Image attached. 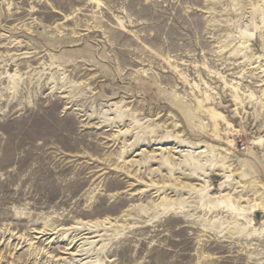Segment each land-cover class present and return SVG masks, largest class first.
<instances>
[{
  "label": "rangeland",
  "instance_id": "rangeland-1",
  "mask_svg": "<svg viewBox=\"0 0 264 264\" xmlns=\"http://www.w3.org/2000/svg\"><path fill=\"white\" fill-rule=\"evenodd\" d=\"M261 202L264 0H0V264H264Z\"/></svg>",
  "mask_w": 264,
  "mask_h": 264
},
{
  "label": "bare ground",
  "instance_id": "bare-ground-1",
  "mask_svg": "<svg viewBox=\"0 0 264 264\" xmlns=\"http://www.w3.org/2000/svg\"><path fill=\"white\" fill-rule=\"evenodd\" d=\"M177 147V146H176ZM181 151L183 152L184 150H182L181 149ZM188 151V150H187ZM201 152H204V150H202ZM197 153V152H196ZM260 198V197H259ZM258 198V199H259ZM261 199V198H260ZM263 199V198H262ZM263 202V201H262ZM260 203V204H258V207L260 208V209H262V210H264V204L263 203ZM256 205H257V203H256ZM45 230H47V229H44L43 231H40L39 233H42V234H46V232H45ZM73 240H75V238H73ZM73 240H72V243H73ZM74 246H76V244L74 245ZM79 246V245H78ZM72 247H69V249H71ZM68 250V249H67ZM80 251H83L82 249L80 250ZM74 252V251H73ZM77 252H79V251H77ZM71 255V258H74L73 256H75L76 254H74V253H70ZM78 255V254H77ZM70 263V261H65V264H69Z\"/></svg>",
  "mask_w": 264,
  "mask_h": 264
}]
</instances>
